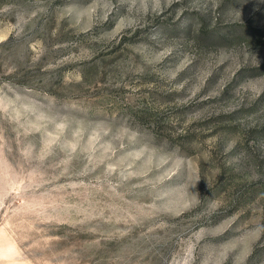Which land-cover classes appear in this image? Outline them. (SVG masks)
<instances>
[{
	"label": "rangeland",
	"instance_id": "1",
	"mask_svg": "<svg viewBox=\"0 0 264 264\" xmlns=\"http://www.w3.org/2000/svg\"><path fill=\"white\" fill-rule=\"evenodd\" d=\"M0 264H264V0H0Z\"/></svg>",
	"mask_w": 264,
	"mask_h": 264
}]
</instances>
